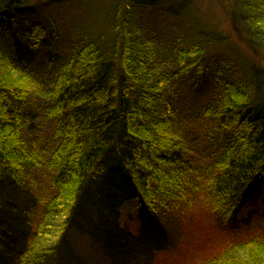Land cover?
<instances>
[{
  "label": "trees",
  "instance_id": "trees-1",
  "mask_svg": "<svg viewBox=\"0 0 264 264\" xmlns=\"http://www.w3.org/2000/svg\"><path fill=\"white\" fill-rule=\"evenodd\" d=\"M31 1L0 0V29L11 42V51L0 48V264H162L175 247L197 240L187 214L198 200L209 230L227 233L237 221L247 227L253 208L264 207V94L256 96L260 87L246 72L242 82L227 79V59L211 74L207 47L219 43L217 30L190 16L191 32L177 52L176 77H189L191 89L202 91L212 76L220 91L203 115L216 121L222 143L204 167L205 180L195 184L198 163L186 159L189 147L171 117L155 113L161 85L147 46L120 20L139 0L127 10L111 0L106 14L88 22L93 33L60 63L53 57L61 29ZM49 1L60 11L79 0ZM184 2L170 0L168 12L179 14ZM233 6L235 27L243 25L248 41L264 50V0H233ZM46 45L50 58L42 64L37 57ZM38 95L51 101L54 142L40 151L46 156L32 150L26 133V105ZM42 166L50 187L35 191L29 179ZM89 183L94 197L83 208L77 198ZM127 204L134 211L125 217ZM143 234L153 240L142 256ZM74 237L99 253H77ZM157 237L173 243L159 245ZM200 264H264V237L235 240Z\"/></svg>",
  "mask_w": 264,
  "mask_h": 264
},
{
  "label": "rangeland",
  "instance_id": "rangeland-1",
  "mask_svg": "<svg viewBox=\"0 0 264 264\" xmlns=\"http://www.w3.org/2000/svg\"><path fill=\"white\" fill-rule=\"evenodd\" d=\"M119 1L124 4L126 10L134 4V0ZM179 1L182 2V0ZM184 1V4L178 5V7L188 11L189 15H186L183 10L181 12L180 8L178 9L179 14L176 11V14H170L168 12L170 0H156L152 3L148 1L149 4L147 5L143 4V0H139V6L133 10L132 15L123 13L120 20L128 27L133 38L139 39L147 46L153 79L161 85V92L156 95L155 113L158 116L171 117L172 124L177 128V134L182 138L185 146L189 147L186 159L189 158L191 162L198 163V165H194V169L191 171L194 183L202 184L207 176V170L204 167L212 160L213 152L222 143V137L216 128V121L207 115H203L204 107L214 100L220 91L219 85L212 76L202 91H194L190 87L189 77H176L174 75L179 69L177 64L178 49L185 45V38L191 32L188 23L190 20L188 19L190 16L201 19L217 30L216 37L220 36L217 39L219 40L217 45L207 47L206 56L209 60L211 74L220 67V60L231 61L232 64H229L225 69V77L239 83L244 80V75L247 73L260 87V93L256 94L258 98L264 94V50L248 41V33L243 25L235 27L231 14V9L234 7L233 0ZM109 2L111 3V0H79L60 11H55L52 1L32 0L29 3V7L32 9L45 10L44 16L48 20L54 18L61 29L59 30L61 35L59 44L55 45L58 55L53 57V61L56 63L64 61L69 50L76 47L82 39H85L86 33L88 35L93 33L96 27L91 25L88 27V22H94L101 15L106 14L109 10ZM164 4H167L166 7L163 6ZM88 5L91 7L90 13ZM7 37L5 32L0 29V48L11 51V42ZM74 38L76 40H73ZM23 42H25L24 39ZM47 50L48 46L46 45L39 51L37 58L43 61L42 64H45V61L50 58ZM26 58H30V56ZM42 87L45 88L43 85ZM50 104L49 99L38 95L35 101L26 105V113L30 119L26 133L30 139L32 150L40 152L45 149V153H47L53 146V123L47 112V107ZM40 154L43 153L40 152ZM201 161L204 163L203 167L200 166ZM44 167H37L34 174L32 173L30 176L29 186L33 187L35 191H40L39 188L47 191L50 187L51 176ZM261 193L260 199L264 200V191ZM39 209L40 205L38 206L37 203L32 212H38ZM253 209L255 212H251L247 227L237 221L232 229L226 233L220 229L209 230L208 222L205 221L206 214L203 211L202 201H196L191 212L187 214V222L195 225V228L199 230L200 234L197 240H191L175 247L173 256L163 259L162 264H200L207 257L218 253V250L229 247L235 240L250 238L256 234L264 237V207L257 204ZM123 210L125 217L134 211L132 205L128 204ZM181 224L182 227L186 225L184 222ZM87 232L90 234L88 229ZM140 237L143 247L146 248L143 256L146 254L145 252L152 251L150 248L153 239L146 234ZM156 240L159 241V245H171L173 243L170 240L166 243L158 237ZM73 242L75 251L79 254L99 253L96 247L87 249L86 244L81 242L78 237H74ZM98 257L102 260V254ZM139 260V264H146L145 260ZM93 261L94 264L98 262L97 260Z\"/></svg>",
  "mask_w": 264,
  "mask_h": 264
},
{
  "label": "bare ground",
  "instance_id": "bare-ground-1",
  "mask_svg": "<svg viewBox=\"0 0 264 264\" xmlns=\"http://www.w3.org/2000/svg\"><path fill=\"white\" fill-rule=\"evenodd\" d=\"M109 167L117 168V164H109ZM114 180H115V177H114ZM89 184L86 186L85 192L78 196V198H77L78 206L82 205V207H83V205H86L87 203H89V200L94 197V195L92 193V191H93L92 186H91L92 183H89ZM83 208H82V211L83 210L85 211V209H83ZM83 214H87L88 215L89 214L88 210H86ZM118 234L122 235L121 232H118Z\"/></svg>",
  "mask_w": 264,
  "mask_h": 264
}]
</instances>
